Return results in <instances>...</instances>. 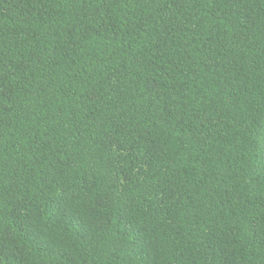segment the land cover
<instances>
[{
	"label": "trees",
	"instance_id": "16d2710c",
	"mask_svg": "<svg viewBox=\"0 0 264 264\" xmlns=\"http://www.w3.org/2000/svg\"><path fill=\"white\" fill-rule=\"evenodd\" d=\"M0 264H264V0H0Z\"/></svg>",
	"mask_w": 264,
	"mask_h": 264
}]
</instances>
